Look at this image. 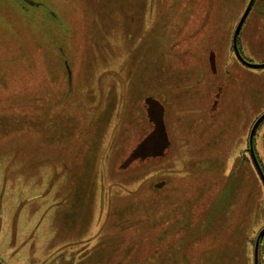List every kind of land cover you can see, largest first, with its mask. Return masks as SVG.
<instances>
[{"label": "rangeland", "instance_id": "374dc122", "mask_svg": "<svg viewBox=\"0 0 264 264\" xmlns=\"http://www.w3.org/2000/svg\"><path fill=\"white\" fill-rule=\"evenodd\" d=\"M249 1L52 0L51 18L0 0V264L11 242L23 264H248L264 193L242 154L264 68L230 43ZM263 1L240 36L255 64ZM213 47L231 73L215 110ZM256 144L264 166V122Z\"/></svg>", "mask_w": 264, "mask_h": 264}, {"label": "flooded vegetation", "instance_id": "af4514ba", "mask_svg": "<svg viewBox=\"0 0 264 264\" xmlns=\"http://www.w3.org/2000/svg\"><path fill=\"white\" fill-rule=\"evenodd\" d=\"M17 2H19L21 4V7L28 11L29 9L33 8L35 10H39V9H48V13H49V17L51 18H55V11L50 9V5L51 4V7H54L51 3L52 0H16ZM256 0H254L253 4L251 5V8L249 10V13L246 15V17L243 19L242 23H241V26H240V33L242 32V29L245 27V23L248 19V16L250 14V11L254 5ZM263 4H264V1H263ZM262 4V5H263ZM248 3L245 7V10L243 11V14L241 15V17L235 22L234 24V31L235 29H237L239 23L241 22L242 18H243V15L248 7ZM263 15H264V12H262ZM233 31V32H234ZM240 37V35H239ZM236 47L239 51V55L241 58L238 59V57L236 56L235 54V48H234V44L233 42L230 43V54L232 55L231 57H233L232 59L235 61V63L237 64V66H239L241 69H243L244 71H253V70H258V69H253V68H250L247 63H254L251 61V59L249 58H246L245 56V53H244V50H243V45H241V43L239 42V38H238V41H237V44H236ZM264 62V61H262ZM207 63L209 65V70H210V74L211 76L213 77H216L215 78V81L218 80V86L217 88L215 89V93H214V98H213V102H212V110H215L218 108L219 106V100H220V97L222 96V80L224 77H228L230 78L231 77V73L229 71L228 68L225 67L226 65V59L223 58V61L220 60L218 57H217V50H216V47H213L210 48V53H209V57H207ZM222 63V65L225 67L224 68V74L221 75V70L218 69V64ZM260 63V62H259ZM69 68V67H67ZM67 71V70H66ZM67 79L69 81V78H68V73H67ZM72 79H73V76L71 74V84H72ZM71 88H72V85H71ZM69 87V89H71ZM155 101H151V100H147V103H149L148 105L146 104L147 107H149V105L151 106L152 103H154ZM156 103V102H155ZM157 105L158 103H156V108H157ZM161 111H160V115L158 116V118L156 119H151L152 123H153V129L150 131V134H154V135H158V138H157V141L159 142L158 145H160V150H161V154H163L164 152V149L167 148L168 146V142H167V137H166V133H165V127H164V123H163V109L162 107H160ZM151 111V110H150ZM216 112V111H215ZM214 112V113H215ZM262 116H264V111L263 113H261L255 120L254 122L250 123V126H249V131L247 133V137H246V145H245V149L243 151V154H242V158L244 161H248L254 168L255 170V173L256 175L258 176L261 184H262V187H263V193H264V186H263V183L259 177V174L257 173L256 171V168L254 167V164H253V160H252V156H251V153H250V142L252 143V147H253V152H254V155H255V158L260 166V169L261 171H263V174H264V166L262 165L261 163V160H260V156H259V153H258V150H257V134H258V129L260 127V125L264 122V119L261 120V122H258L259 119L262 118ZM259 123L258 126L256 127V130L253 134V138L250 139V136L252 134V131H253V127L256 123ZM153 131V133H152ZM152 142H153V139L150 140L149 144H147V141L141 146V148L139 149L138 152H140L141 150H145L146 148H148V150L150 149V147H152ZM156 146V144H155ZM163 150V151H162ZM139 154V153H138ZM134 156H138L136 155L135 153L134 154H131L129 155L125 160L126 161V164H125V167H127L128 165H131L133 162H135L137 159H139V156L137 159H135ZM125 163V162H124ZM240 221H245L247 220L246 218L242 219V218H238ZM233 220V218H231V221ZM230 221V223H231ZM235 223V222H234ZM253 236V235H252ZM244 240L242 242V245H241V250H240V254L242 256H244V258H247L249 259V262L248 264H255V257L257 259V264H264V224L260 226V228L256 231L255 235L253 237H249L248 239H246L244 237ZM247 263V260L244 264Z\"/></svg>", "mask_w": 264, "mask_h": 264}, {"label": "water", "instance_id": "95a60500", "mask_svg": "<svg viewBox=\"0 0 264 264\" xmlns=\"http://www.w3.org/2000/svg\"><path fill=\"white\" fill-rule=\"evenodd\" d=\"M253 1H254V0H250V3H249V5H248V7H247V9H246V11H245V13H244V15H243V18H242L241 22L239 23V25H238V27H237L235 33H234V36H233V44H234V48H235V54H236V56L238 57V59L241 58V57H240V55H239V51H238V49H237V47H236L237 37H238V35H239V31H240L241 23H242L243 19L246 17V15L249 13V10H250V8H251V5L253 4ZM247 65H248L250 68H253V69L264 68V64H260V65H258V64H254V63H247ZM67 73H68V78H69V85H71V71H70L69 68H67ZM70 87H71V86H70ZM262 119H264V116H262V118L259 119L258 122H261ZM258 122H257V123L254 125V127H253V131H252V134H251V136H250V139L253 138V134H254V132H255V130H256V127H257L258 124H259ZM250 147H251V148H250V153H251V156H252V160H253L254 167L256 168V171H257V173L259 174V177H260V179H261V181H262V183H263V186H264V174H263V171H261L260 166H259V164H258V162H257V160H256V158H255V155H254V152H253V147H252V143H251V142H250ZM255 264H257V259H256V257H255Z\"/></svg>", "mask_w": 264, "mask_h": 264}, {"label": "crops", "instance_id": "0c3cea01", "mask_svg": "<svg viewBox=\"0 0 264 264\" xmlns=\"http://www.w3.org/2000/svg\"><path fill=\"white\" fill-rule=\"evenodd\" d=\"M11 247L13 248V256L9 264H23L21 260L22 253H17V251L20 249V245L15 242H11ZM28 264H31V263H28Z\"/></svg>", "mask_w": 264, "mask_h": 264}]
</instances>
